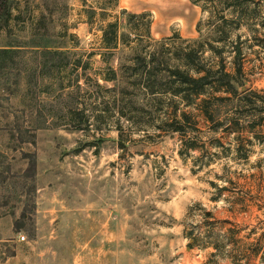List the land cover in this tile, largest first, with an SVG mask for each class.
I'll return each mask as SVG.
<instances>
[{
  "label": "rangeland",
  "instance_id": "obj_1",
  "mask_svg": "<svg viewBox=\"0 0 264 264\" xmlns=\"http://www.w3.org/2000/svg\"><path fill=\"white\" fill-rule=\"evenodd\" d=\"M5 2L0 264H205L211 249H191L184 234L186 226L203 221L205 211L214 212L213 220L231 221L225 227L241 229L240 237L253 229L251 239L264 232V16L242 22L245 85L238 87L240 97L215 106L218 131L209 132L191 109L209 150L201 164L203 151L181 155V135L163 132L160 117L149 123L118 120L112 105H97L88 86L104 66L97 53L103 21L98 14L91 25L92 12L108 11L109 21L118 15L122 32L130 14L148 13L156 40L193 41L203 17L199 6L191 0ZM253 23L263 44L246 29ZM132 55L120 47L112 63L118 68ZM233 58L225 54L227 70L235 73ZM243 91L249 101L241 100ZM77 105L100 109L103 118L90 129L77 128V118L67 114ZM211 181L228 187L218 201Z\"/></svg>",
  "mask_w": 264,
  "mask_h": 264
},
{
  "label": "trees",
  "instance_id": "obj_2",
  "mask_svg": "<svg viewBox=\"0 0 264 264\" xmlns=\"http://www.w3.org/2000/svg\"><path fill=\"white\" fill-rule=\"evenodd\" d=\"M191 1L201 8L203 14L196 27L198 37L193 41L180 36L156 40L151 33L152 21L148 19V13L130 14L126 22L127 31L122 32L118 15L114 21H109L107 17L111 14L108 11L92 12L91 25L98 14L103 21L99 39L101 50L97 53L101 54L104 66L89 78L91 83L88 86L92 89L93 97L98 99L97 105H105L108 109L113 106L119 115L118 120H132L134 124V118H138L149 123L160 117L163 132L173 131L181 135V155L202 150V157L198 159L205 164L203 155H209L207 141L197 127V116L191 109L199 112L209 132L218 131L215 106L218 102L240 97L238 87L245 85L241 78L245 58L243 34L240 33L242 22L263 17L264 0ZM6 6L5 0L0 2V17L8 14L9 8ZM229 15L232 17L229 18ZM106 19L108 21L104 23ZM246 29L258 44H263V39L258 37L260 28L255 23L247 25ZM120 47L132 49L133 55L117 68L112 61ZM230 53L234 54L235 73L226 68L225 54ZM80 61L78 59L75 68H78ZM105 92L107 94H103ZM221 92L228 95H218ZM242 93L245 94L241 100L251 99L246 91ZM139 97L141 103L137 101ZM67 114L77 118V128L85 126L90 129L91 122L103 118L104 113L100 109L88 111L77 105L69 108ZM117 129L122 136L124 129L121 123ZM211 141L219 139L212 138ZM242 156L245 158L246 155ZM211 184L217 190L212 199L218 201L228 187L213 181ZM224 200L229 201L228 198ZM238 203L239 199L233 201L231 208L234 210ZM214 216V212L205 211L203 221L186 226L184 230L191 249H211L205 264H220L221 260H228L230 264H254L258 257L264 260V232L251 239L252 234L257 233L253 229L240 237L241 229L236 226L227 228L226 224L231 221L213 220Z\"/></svg>",
  "mask_w": 264,
  "mask_h": 264
},
{
  "label": "built area",
  "instance_id": "obj_3",
  "mask_svg": "<svg viewBox=\"0 0 264 264\" xmlns=\"http://www.w3.org/2000/svg\"><path fill=\"white\" fill-rule=\"evenodd\" d=\"M25 239V236H22V240H24Z\"/></svg>",
  "mask_w": 264,
  "mask_h": 264
}]
</instances>
